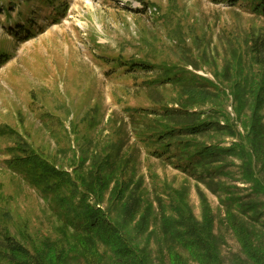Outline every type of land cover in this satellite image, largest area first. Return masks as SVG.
I'll return each mask as SVG.
<instances>
[{
	"label": "rangeland",
	"instance_id": "1",
	"mask_svg": "<svg viewBox=\"0 0 264 264\" xmlns=\"http://www.w3.org/2000/svg\"><path fill=\"white\" fill-rule=\"evenodd\" d=\"M13 1L21 25L33 11L32 34L7 31L0 0L1 264L5 231L32 264H126L116 235L143 264H264V16L243 1ZM132 58L190 82L149 86L158 67L115 64ZM165 106L187 113L163 117ZM202 121L207 131L178 138L213 151L194 172L178 166L176 137L164 155L150 138ZM17 145L59 170L60 187L43 192L13 167ZM82 198L114 236L84 230Z\"/></svg>",
	"mask_w": 264,
	"mask_h": 264
},
{
	"label": "trees",
	"instance_id": "2",
	"mask_svg": "<svg viewBox=\"0 0 264 264\" xmlns=\"http://www.w3.org/2000/svg\"><path fill=\"white\" fill-rule=\"evenodd\" d=\"M4 4H2L1 11L5 12L7 15V31L10 32V34L16 35L14 31H12L10 28L11 26H19V30L23 29L25 32L23 36L24 38L20 37L18 35V39H27L30 37L32 32L30 31L29 25H31V17H32V10L30 7H28L29 11L28 13H25V19L23 21V25H21V21H18V19H12V16L10 12L16 8V3L13 0H3ZM26 3L30 2V0H25ZM215 1H220V0H215ZM240 1L245 2V4L249 7L251 12H253L256 15H262L264 16V0H222V2L228 3V4H236ZM50 4V1H49ZM21 14V11H20ZM30 18V19H29ZM10 21H12L14 24H12ZM28 25V26H27ZM259 51V54H261V44L260 48L255 49ZM8 60L7 54L6 53H0V66L4 64ZM115 64L120 67H124L126 70H130L127 72L131 71H138L140 68L145 69L148 68L147 71L152 69L153 66L158 67V70L160 71L159 78H155L151 81L148 82L149 86H154V85H162V84H173V85H179V86H186L185 84L187 82H190V77L188 76V72L178 68L176 65L170 66L167 64H158V65H153L151 63H148L147 60L145 59H129V60H123V59H117L115 60ZM183 110L182 108H177V109H172L168 106H165L164 109H162V114L161 116L163 117H171L177 118V116H182L186 114L187 112H180ZM210 124L202 121L200 123L197 122H189V123H183L179 125H171L169 127H165L164 129H160L158 132L151 133L150 138L154 143H158L160 146V152L162 155L168 154L170 151L171 146H173V138L176 139V143H174L178 149H179V155L180 156H185L183 160H180L178 162L186 161L184 165H178L182 168L184 172L186 171H191L194 172L198 167H199V162L200 160L204 159L205 156L210 155L213 153L212 149H209L206 146L199 147L196 150L192 151H184L183 148V142L178 140L179 137L182 136H188V135H195L198 133H202L208 130ZM5 133H14L12 129H5L2 127L1 134ZM139 134V133H137ZM256 135V134H255ZM254 135V136H255ZM25 146V145H24ZM20 147L17 145L14 149H12V152L14 154V159L13 167L18 168V170H23L28 172L30 175L31 181L39 187H42L41 189L43 192L48 191L50 189L58 188L60 187V179L63 174L59 170H57L54 166L48 164L47 161H45L39 154H37L34 150H31L28 147ZM17 151H22L23 155H18ZM17 154V155H16ZM173 156V155H171ZM52 178H58L57 183L54 185H50V181ZM256 187L258 189L264 192V184L262 181L256 180ZM81 204L83 208L86 211H89V213L84 212V223H83V228L84 230L89 232L90 234L94 235L92 231L95 229L96 226H99L101 223L100 217L98 214L93 213V210L90 209L86 203L84 202L83 198L81 199ZM76 220V216L74 217V220L72 223H74ZM106 229L107 225H104V223H101L100 230ZM109 230L110 234L112 236L115 235L112 229L107 228ZM4 239L7 242V249L3 253L5 256L4 258L6 259V262L12 263V264H32L27 253V249L20 243L18 242L15 238L11 237L8 231H5L4 233ZM116 238L118 239V244H114V248H116V251L118 252L119 255H122L123 258L125 259L126 264H143L144 261H138L139 258L134 257V249L131 247H128L127 245L123 244L122 240L120 237L116 235ZM195 244H203V241L200 240L198 237L191 241L187 242V246L190 248ZM205 245L202 247V250H204ZM193 250V249H191ZM197 254H203L202 256H205V252H201L197 249L193 250ZM2 256V255H1ZM127 258L130 260L128 261ZM1 257H0V264H1ZM36 264H44L40 261Z\"/></svg>",
	"mask_w": 264,
	"mask_h": 264
}]
</instances>
